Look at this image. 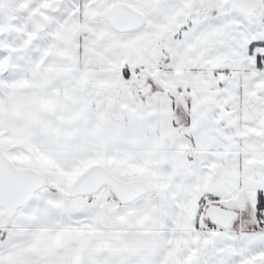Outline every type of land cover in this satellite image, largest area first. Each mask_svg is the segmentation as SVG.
<instances>
[{
	"label": "snow or ice",
	"instance_id": "6c2138e0",
	"mask_svg": "<svg viewBox=\"0 0 264 264\" xmlns=\"http://www.w3.org/2000/svg\"><path fill=\"white\" fill-rule=\"evenodd\" d=\"M0 264H264V0H0Z\"/></svg>",
	"mask_w": 264,
	"mask_h": 264
}]
</instances>
